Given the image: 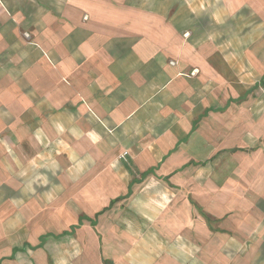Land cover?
Instances as JSON below:
<instances>
[{
  "label": "crops",
  "instance_id": "0c3cea01",
  "mask_svg": "<svg viewBox=\"0 0 264 264\" xmlns=\"http://www.w3.org/2000/svg\"><path fill=\"white\" fill-rule=\"evenodd\" d=\"M152 1L0 0V264H264V59L240 92Z\"/></svg>",
  "mask_w": 264,
  "mask_h": 264
},
{
  "label": "rangeland",
  "instance_id": "374dc122",
  "mask_svg": "<svg viewBox=\"0 0 264 264\" xmlns=\"http://www.w3.org/2000/svg\"><path fill=\"white\" fill-rule=\"evenodd\" d=\"M197 1V8L193 6L192 9L187 7L188 0H181L177 4L178 7L182 2L186 5V9H180L183 12L179 10L181 13L177 15L184 36L188 32L198 41L212 43V50L209 52L210 62L219 72L229 77L230 82L236 84L237 79H240V92L242 87L258 82V73L252 67L249 57L264 59V21L245 13H240L238 17L232 16L238 18V21H223L218 14L209 12L211 0ZM177 9L175 6L172 11ZM170 15L172 16V13ZM195 73L197 70L191 71V75ZM246 100L251 104L246 110L240 109V112L244 111L246 116H253L255 107L264 111V87L255 88ZM226 176L229 174L218 171L214 173V181L219 182Z\"/></svg>",
  "mask_w": 264,
  "mask_h": 264
},
{
  "label": "built area",
  "instance_id": "2783aa9c",
  "mask_svg": "<svg viewBox=\"0 0 264 264\" xmlns=\"http://www.w3.org/2000/svg\"><path fill=\"white\" fill-rule=\"evenodd\" d=\"M24 37L28 38V37H29V35H28L27 33H24Z\"/></svg>",
  "mask_w": 264,
  "mask_h": 264
}]
</instances>
